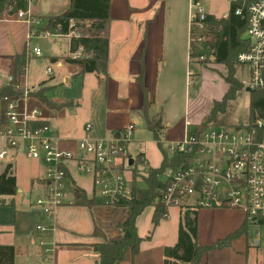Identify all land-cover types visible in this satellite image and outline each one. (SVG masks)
Wrapping results in <instances>:
<instances>
[{
    "label": "built area",
    "instance_id": "obj_1",
    "mask_svg": "<svg viewBox=\"0 0 264 264\" xmlns=\"http://www.w3.org/2000/svg\"><path fill=\"white\" fill-rule=\"evenodd\" d=\"M28 1V9L15 16L30 26L31 37L55 36L69 40L82 37L79 25L88 22H71L68 34L52 35L43 31L45 22L42 24L43 20L30 9V4L36 0ZM223 1L230 9L221 19L227 20L233 9L235 16L245 17L247 21L245 41L248 46L235 59L245 75L242 84L251 93L264 92V0ZM189 14L191 50L194 43L201 46L212 40L208 18L213 15L208 13L204 0H189ZM42 56L38 47L29 53L30 58ZM81 56L80 52L71 54L72 59ZM45 73L52 76L53 69L47 67ZM20 77L22 80L17 84L14 73L7 74L0 67V82L18 91L16 95L0 99V142L5 146L0 150V167L4 171L12 166L10 172L13 171L21 151L28 159L40 162L44 167V177L39 184L43 194L36 198L35 205L43 214L53 217L56 209L66 203L68 170L74 164L80 175L93 179L94 199L100 210L119 215V221L124 222L128 205L133 200L129 185L133 177L129 180L126 174L138 162L129 150L136 126L128 124L102 139L86 137L79 141L80 155L76 156L60 148V138L44 120L42 110L31 106V95L37 88L29 84L28 64L22 67ZM190 127L187 122L183 140L168 144L169 157L183 158L176 169L169 168L163 176L164 187L157 193V202L168 210L198 212L221 208L241 211L250 225H260L256 226L253 245L256 250L264 249V117L240 127L209 126L193 130ZM91 130L90 125L86 127V132ZM139 160L146 161L143 156ZM169 218V213L163 217ZM37 230L44 232L45 228L38 226ZM41 245L43 264H53L54 249L43 241ZM251 264H264V261Z\"/></svg>",
    "mask_w": 264,
    "mask_h": 264
},
{
    "label": "crops",
    "instance_id": "obj_2",
    "mask_svg": "<svg viewBox=\"0 0 264 264\" xmlns=\"http://www.w3.org/2000/svg\"><path fill=\"white\" fill-rule=\"evenodd\" d=\"M70 8L71 5L61 15L67 13ZM40 18L44 19L45 17L41 16ZM110 18L108 32L109 56L106 74L82 73L80 65L68 62V59L72 58L71 54L74 53L71 51L72 40L74 38L70 40L56 38L55 45L59 46L60 43V45H63V42L67 44L65 56H50L51 63L60 65L61 71L70 72L73 74L74 79L81 77L84 82H88L94 88L97 95H101L96 106V116L94 114L93 118H90L91 121H87L80 131L72 133L59 127H54L49 116L43 112L44 108L48 111L59 110L63 107L50 101L48 98V93L52 87L49 82L55 79V75L53 71V75L48 76L45 73V69L47 67L53 69L52 65L46 66L43 69L42 72L45 79H36L37 84L34 85L32 84L34 82L32 81L33 75L29 68V84L35 86V88L39 84L42 85L41 87L46 88V98L57 108H49L34 97V93L37 92L38 88L31 95V106L42 110L44 120L51 126L54 134L60 138V148L71 151L76 156L80 155L78 144L82 139L86 137L93 140L102 139L112 136V134L117 133L128 124L136 126L134 119L141 111L145 112L146 99L149 103L148 114L157 105V100H160L161 89L163 88L162 83L160 86V77L164 76L170 87V72L178 69H183L184 72L185 66L191 62L189 54V0H182L181 4L175 0H111ZM86 22L89 23V21ZM30 31V26L24 20L18 19L15 15L0 13V67L7 74L16 71L17 57H21L25 52L29 51L33 38L38 37H31ZM59 47L62 49L63 46ZM77 52H80L84 56L82 48ZM191 74L187 67V84L190 83L189 77H191ZM140 78H142V82L146 87V93L143 91L139 81ZM20 80H22V77H20ZM197 84L195 93L199 89L200 83ZM4 87L6 86H4L3 82H0V89ZM155 87L156 89H160L158 90L159 97L156 98L154 97ZM186 112H188L187 102ZM77 113L76 109L73 114ZM188 114L189 116L185 114L184 118L178 123L171 125L172 127L169 126V123H166L164 141L167 146L169 143H176L184 139L187 122L191 126L195 125L196 127L202 123L203 119L201 117H194L189 112ZM53 115L56 116L57 113L55 112ZM89 125L92 127V130L88 133L86 132V127ZM136 142L138 141L134 139L129 145L132 156L131 145ZM3 147H5L4 144L0 142V150ZM20 154H24V152H18V156ZM141 154L146 160L145 154L141 150L136 152V156H141ZM17 158L13 166L14 175ZM36 162L39 165L42 177L34 178L27 190L21 188L17 180L16 195L0 198V246L15 248V264H38L39 262L43 264L44 248L41 245L42 241L54 249L52 254L53 264H97L98 254L95 252L94 247L104 243L105 240H111L108 238L107 232L109 230L107 229L112 226H108L107 221L109 220L111 223L115 219L114 217L103 219V212L98 207L96 201L92 208L75 204L74 200L76 199L72 190L73 186H75L80 191H84L89 200H95L93 179L89 176L80 175L75 169V165L71 164L68 170L66 203L57 208L55 215L50 217L43 214L35 205L36 198L43 194L39 184L41 183L40 180L44 177V167L40 162ZM0 171L3 172L2 166L0 167ZM75 175L89 178L91 185L89 195L85 188L77 185ZM131 181L130 188L132 189L133 180ZM69 188L73 195L72 199L68 198ZM23 196L26 197L23 198ZM149 208H151V212L147 218L141 220L144 211L137 220L138 234L144 239L148 238L146 234L149 229L147 228L149 227V223L152 224L154 213V209L152 207ZM218 209L221 208L200 210L198 211V215ZM172 210L168 211L169 216ZM174 210L177 211L181 220V211L178 209ZM38 226L44 227L45 231L40 232L37 230ZM155 229L153 228V230ZM199 233L198 225V240ZM231 234L233 233L228 234L226 237ZM119 237H121L120 234L117 238ZM144 242H142L140 251L136 255L133 264H139ZM206 258L203 260L205 261ZM122 264L131 263L124 262ZM150 264L155 263L150 262ZM162 264H164V261Z\"/></svg>",
    "mask_w": 264,
    "mask_h": 264
},
{
    "label": "rangeland",
    "instance_id": "obj_3",
    "mask_svg": "<svg viewBox=\"0 0 264 264\" xmlns=\"http://www.w3.org/2000/svg\"><path fill=\"white\" fill-rule=\"evenodd\" d=\"M175 1L181 4L182 0ZM71 2L72 0H36L30 4V9L35 15L37 14L36 16L39 15V19L41 20V16L47 18L49 16L61 15L70 7ZM204 4L208 13L214 15L213 17L216 16V19L221 18L224 14L228 13L230 9V6L223 0H204ZM44 22L46 23V21L43 20L42 24ZM87 24L85 27H87ZM246 38L247 34H244L242 39L245 40ZM55 39V36L42 35L33 38L29 51H32L35 47H39L43 56L40 58H30L28 63L31 74L33 75L32 81L34 82H32V84H37L36 79H45L42 71L46 66L52 65L55 79L49 82L52 87L48 93V98L50 101L62 105L63 107L59 110L48 111L44 108L43 112L49 116L54 127H59L72 133L75 131L78 132L87 121H91L90 118H93L94 114L96 116V106L98 105V99L101 95H97L94 88L90 86L88 82H84L81 77L74 79L73 74L61 71L60 65L51 63L50 56H65L67 46L65 42H63V45H60V43L59 46H63L61 49L58 45H55ZM215 40L216 35L213 33L212 40L206 44L213 43ZM197 47V44L194 43L192 50ZM192 50H189L190 56L193 53ZM192 57L190 64L185 66L184 72L183 69L170 72V87L165 77H160V86L162 83L163 87L161 89L160 100H157V105L151 109L149 115L150 119L157 115L161 117L164 127L162 130L161 142L156 140L153 133L149 130L145 112L141 111L134 119L137 128L135 139L138 142L131 145V152L134 157L138 158V162L131 170H128L126 176L130 179L134 170H137L139 174L136 180L137 188L144 189L146 187L144 178L148 175V169L159 168L164 154L169 155L168 146L164 141L166 123H169V126L174 125L182 120L185 114L189 116L188 112L194 115V117L205 118L210 112V109H212L214 102L220 101L227 92L228 85L224 79V77L228 75L226 67L216 63V57L214 55H205L203 59H201V57L196 58V56L193 55ZM187 67L192 73V76L189 77L190 83L188 84L186 76ZM234 69V76L241 82L242 89L237 92L228 103L227 113L221 116L218 123L221 125H213L214 127H240L249 123L251 92L247 91L242 84V81L245 80L242 68L239 67L238 69L234 67ZM194 74H196V76H194ZM69 81L71 82L69 83ZM197 83L200 84L199 89L195 93L198 85ZM37 88V90H40L41 85L39 84ZM158 90L160 89L158 88L154 92L155 98L159 97ZM186 102L188 112H186ZM76 109L78 113L73 114ZM55 112L57 113L56 116L53 115ZM194 127L196 126L193 125L190 129L193 130L195 129ZM140 150L145 154L146 162H141L139 160L141 156H136V152ZM15 175L18 180V185L25 190L28 189L34 178L42 177L38 163L27 159L24 154H20L17 158ZM75 177L77 185L85 188L89 195L91 187L89 178L80 177V175H75ZM25 197L26 196H23V198ZM72 197L73 195L69 188L68 198L72 199ZM19 199L21 200V198ZM150 212L151 208L146 209L141 220H145ZM184 212V210L181 211V217L184 215ZM102 216L103 219L114 217V223L112 221L110 223L109 220L107 221L108 226H112L107 229L109 230L107 234L109 235L108 238L111 240L116 239L119 234L121 235L120 224L123 222L119 221L120 216L105 212H103ZM179 225L180 219L177 211L174 209L171 211L170 218L167 220L163 219L155 230H153L154 225L149 223L147 229L150 231L148 230L146 234L148 238L142 245V254H140L139 264H150V262H154L155 264L159 262V264H162V262L165 261L164 249L173 247L177 242ZM198 225L200 232L198 241L202 245H210L223 241L230 233H239L238 238L233 240L228 247L214 250L207 256L205 261L203 260L201 262V264H251L257 261H264V249L260 248L256 250L253 245V237L257 231L256 226L260 225H250L246 221L245 215L240 211L218 209L216 211L203 212L198 215ZM38 264H40V262Z\"/></svg>",
    "mask_w": 264,
    "mask_h": 264
},
{
    "label": "trees",
    "instance_id": "obj_4",
    "mask_svg": "<svg viewBox=\"0 0 264 264\" xmlns=\"http://www.w3.org/2000/svg\"><path fill=\"white\" fill-rule=\"evenodd\" d=\"M110 3L111 0H72L70 10L55 17H47L43 31L49 34H68L70 32L71 22L89 21L87 27L85 24H78L82 33L81 38L72 40L71 51L77 52L82 48L83 55L79 59L69 58L68 62L78 64L82 67V73H98L106 74L109 56V23H110ZM28 0H0V13L15 15L19 11L28 9ZM208 24L216 40L210 44L197 45L192 55L196 58L205 55L215 56L216 63L224 65L228 70V75L224 77L228 85L226 94L220 101L213 104L212 109L203 118L198 129L218 124L221 116L227 113V105L234 95L241 91V82L234 76L235 69H239L235 59L237 54L246 49L248 43L242 39L246 32V18L235 16L233 9L227 20L216 19L209 16ZM193 47V46H192ZM30 51L25 52L21 57L16 59V83L20 82L21 69L30 61ZM143 91L146 93V87L140 78ZM42 86V85H41ZM15 87H4L0 89V99L5 96H13L18 94ZM47 89L41 87L34 93V97L40 100L49 108L56 109L57 106L52 104L46 98ZM33 95V94H32ZM146 99V97H145ZM149 103L145 102V115L147 117L148 128L153 133L154 138L161 142L162 120L160 116H154L150 119L148 114ZM249 124H253L257 117H264V92L256 91L251 93ZM160 117V118H159ZM142 156V154H141ZM183 157H169L164 154L161 166L159 168L148 169V175L144 178L146 187L144 189L137 188L136 180L139 177L137 170L133 172L132 194L133 200L128 205V214L126 220L120 224L121 237L114 240H105L104 243L94 247L98 254L97 264H122L124 262L134 263L136 255L140 251L143 241L137 230V220L142 213L149 207L154 209L152 224L153 228L159 226L165 214L169 210L157 202V193L159 189L164 187L163 176L169 168L176 169ZM12 166H8L0 174V198L14 196L17 193V179L14 172L11 171ZM75 204L92 208L95 200H89L84 191L81 190V196L74 200ZM97 231V230H96ZM98 232V231H97ZM239 233H233L226 237L223 241H219L214 245H200L198 242V212L186 210L181 217L178 242L173 247H167L164 252V264H201L209 253L217 249L228 247L231 242L237 239ZM16 251L11 246H0V264H15Z\"/></svg>",
    "mask_w": 264,
    "mask_h": 264
},
{
    "label": "water",
    "instance_id": "obj_5",
    "mask_svg": "<svg viewBox=\"0 0 264 264\" xmlns=\"http://www.w3.org/2000/svg\"><path fill=\"white\" fill-rule=\"evenodd\" d=\"M133 165V160L130 161V166ZM73 194L75 199H78L81 196V191L78 188H73Z\"/></svg>",
    "mask_w": 264,
    "mask_h": 264
}]
</instances>
